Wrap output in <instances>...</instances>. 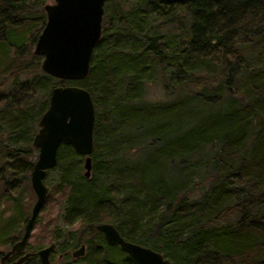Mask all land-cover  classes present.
I'll list each match as a JSON object with an SVG mask.
<instances>
[{
	"label": "trees",
	"instance_id": "1",
	"mask_svg": "<svg viewBox=\"0 0 264 264\" xmlns=\"http://www.w3.org/2000/svg\"><path fill=\"white\" fill-rule=\"evenodd\" d=\"M44 3L0 0V255L30 214L31 139L49 89L74 83L94 109L90 174L59 144L63 219L75 226L50 262L83 245L85 264H135L94 229L106 222L171 264H264V0H105L80 80L44 73L31 52ZM154 81L164 97L151 101L142 85ZM169 113L181 127L146 125ZM169 129L183 134L168 140Z\"/></svg>",
	"mask_w": 264,
	"mask_h": 264
},
{
	"label": "water",
	"instance_id": "2",
	"mask_svg": "<svg viewBox=\"0 0 264 264\" xmlns=\"http://www.w3.org/2000/svg\"><path fill=\"white\" fill-rule=\"evenodd\" d=\"M104 1L52 0L42 5L45 20L31 52L40 55L39 66L44 73L66 80H80L86 76L92 50L100 36ZM93 121V104L84 87L66 83L49 89L47 106L37 120L31 139L36 156L29 171V185L35 198L20 238L0 255V264H22L33 255L39 264H53L49 261L52 243L35 252L24 251L33 221L46 196L43 177L54 165L56 149L61 143L70 145L74 152L82 155V173L89 176ZM94 229L101 233L107 245L117 246L135 264H171L159 252L125 240L109 223H97ZM13 254L19 256L9 261ZM69 254L72 259L79 260L73 264H85L80 260L84 255L83 245Z\"/></svg>",
	"mask_w": 264,
	"mask_h": 264
},
{
	"label": "rangeland",
	"instance_id": "3",
	"mask_svg": "<svg viewBox=\"0 0 264 264\" xmlns=\"http://www.w3.org/2000/svg\"><path fill=\"white\" fill-rule=\"evenodd\" d=\"M52 0H45V2H51ZM142 92L143 96L147 98L148 100H160L164 97V93L162 92L160 86L158 85V82H146L142 85ZM129 109V108H128ZM182 120L183 116L181 115H172L169 113L168 115H165L164 117H158V118H149L146 125L147 126H153L154 122H158V125L161 126V131L163 124L161 123H170L173 122V125L177 123V127L182 126ZM171 125V127H173ZM183 130L172 132L170 129L168 131L164 132V137L168 140L172 139H178L180 136H182ZM178 149V147H177ZM175 148L174 150L177 151ZM77 155V162H79L78 166V173L80 176H82V155L75 152ZM66 169L69 170V172L73 175L74 172L77 170V166L74 164L73 157H70L67 161ZM58 166V165H57ZM85 177V176H84ZM88 178V177H85ZM60 180V170L59 168H54L53 166L48 168L45 172V175L43 177V183L46 187V196L44 199V203L39 210L38 214L36 215V221L33 224L28 238H27V246L24 249V251H36L44 246H47L51 244V242H55L56 239L59 240V244L57 248H55V251L51 253V257H49L50 260H57V253L60 249V247L63 245V243H69L68 241L71 240L72 236H69L68 234L72 235V228L75 226L73 225L69 226L66 223H64L63 214L64 209L66 207V195L68 192L67 188H59L57 186V182ZM30 186V185H29ZM57 187V188H56ZM27 192V191H26ZM33 193V192H32ZM34 194L31 196V205L34 201ZM74 234V233H73ZM66 236V237H65ZM1 249V248H0ZM3 249L1 251L7 250ZM57 264H72L71 257L65 258L58 262Z\"/></svg>",
	"mask_w": 264,
	"mask_h": 264
},
{
	"label": "flooded vegetation",
	"instance_id": "4",
	"mask_svg": "<svg viewBox=\"0 0 264 264\" xmlns=\"http://www.w3.org/2000/svg\"><path fill=\"white\" fill-rule=\"evenodd\" d=\"M52 251H53V249L50 251V253H49V257H50V255H51ZM18 256H19V255H18ZM10 258H11V257H10ZM16 258H17V257H16ZM10 260H11V259H9V261H10ZM71 261H72V264H73V263H75L76 261H79V260H74V259L71 258Z\"/></svg>",
	"mask_w": 264,
	"mask_h": 264
}]
</instances>
